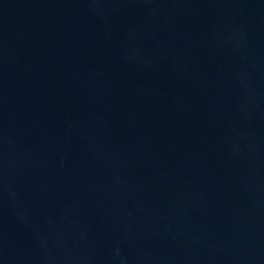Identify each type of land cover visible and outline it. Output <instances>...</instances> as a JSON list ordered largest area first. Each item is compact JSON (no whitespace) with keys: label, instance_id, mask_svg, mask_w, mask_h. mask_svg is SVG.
Returning <instances> with one entry per match:
<instances>
[{"label":"water","instance_id":"1","mask_svg":"<svg viewBox=\"0 0 264 264\" xmlns=\"http://www.w3.org/2000/svg\"><path fill=\"white\" fill-rule=\"evenodd\" d=\"M0 264H264V0H0Z\"/></svg>","mask_w":264,"mask_h":264}]
</instances>
